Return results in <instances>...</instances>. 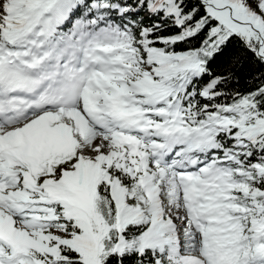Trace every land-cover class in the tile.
Listing matches in <instances>:
<instances>
[{"label": "snow or ice", "instance_id": "obj_1", "mask_svg": "<svg viewBox=\"0 0 264 264\" xmlns=\"http://www.w3.org/2000/svg\"><path fill=\"white\" fill-rule=\"evenodd\" d=\"M0 264H264V0H0Z\"/></svg>", "mask_w": 264, "mask_h": 264}]
</instances>
